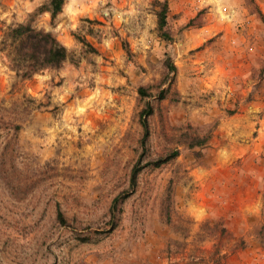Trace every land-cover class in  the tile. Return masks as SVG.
Segmentation results:
<instances>
[{
	"label": "rangeland",
	"instance_id": "374dc122",
	"mask_svg": "<svg viewBox=\"0 0 264 264\" xmlns=\"http://www.w3.org/2000/svg\"><path fill=\"white\" fill-rule=\"evenodd\" d=\"M152 2L64 0V13L50 22L37 10L43 0H0V264H264V147L256 158L216 153L218 123L235 111L233 99L243 105L249 96L235 93L241 86L221 95L189 62L223 32L219 20L211 27L204 19L203 42L195 41L200 30L191 36L213 3L244 5L225 18L264 29L261 11L253 0H166L163 39ZM26 21L71 45L59 69L20 79L1 48L7 27ZM164 55L176 68L178 100L153 104L142 147L138 111L154 103ZM263 70L264 62L258 80ZM229 80L238 83L232 73ZM138 86L153 95L140 98ZM183 130L205 143H178ZM250 138L233 140L246 147ZM171 148V161L140 170L106 231L108 205L127 187L134 161ZM57 210L68 226L57 222Z\"/></svg>",
	"mask_w": 264,
	"mask_h": 264
},
{
	"label": "crops",
	"instance_id": "0c3cea01",
	"mask_svg": "<svg viewBox=\"0 0 264 264\" xmlns=\"http://www.w3.org/2000/svg\"><path fill=\"white\" fill-rule=\"evenodd\" d=\"M253 3L261 11L260 17L264 20V0H253ZM213 5L208 13H205L204 16L201 15L198 19L200 24L191 36L198 35L200 30L201 37L198 36L195 41L198 44L203 42L205 39L202 37L205 33L203 31L208 28V23L203 22L204 19L212 20L211 27L216 26L213 25L216 22L215 19L219 20L223 32L207 46H204L206 54H203V56L206 57L209 54L210 58H202L203 56L199 58L195 54L197 57L195 56L193 60L189 58V62L198 64V70L204 72L200 75V78H207L211 81V84L214 83L215 89L221 95L225 92L226 95H229L235 87L241 86L235 93L249 96L243 105L240 103L234 104L235 100L233 99L231 105H229L235 111L227 119L218 123L216 128V135H218L216 139L218 141L217 155L221 158H238L246 157V155L256 158V155L252 153H259L257 150L260 151V148L264 147V70L262 71L261 80L255 77L256 70L264 62V29L259 27L262 24L259 21V25L249 26L251 23L246 17H239L237 23H234V20L225 18L227 15L232 16L230 12H234L235 16L239 12L241 8H238L235 3H230L228 7L223 4L213 3ZM243 8L247 10L244 5ZM244 9H241V11H244ZM63 13L64 7L57 17ZM250 27H255L256 31L252 33ZM228 43H230V46H228ZM69 45H71L70 40L67 41V45H64L66 50H68ZM187 49H189L187 45L182 47L181 53H184ZM184 58L187 59L188 56L184 54ZM208 66H210L211 74L206 73ZM230 73L237 78V85L233 86L236 81L229 80ZM256 84L260 86L255 88ZM222 86H224L223 90L219 91ZM232 97L234 98V94ZM241 134H251L250 144L246 146L248 148L242 147L233 140L236 135ZM247 151L249 152L247 153ZM262 152L264 153V151Z\"/></svg>",
	"mask_w": 264,
	"mask_h": 264
},
{
	"label": "trees",
	"instance_id": "16d2710c",
	"mask_svg": "<svg viewBox=\"0 0 264 264\" xmlns=\"http://www.w3.org/2000/svg\"><path fill=\"white\" fill-rule=\"evenodd\" d=\"M64 0H43V4L38 11H46L49 16V21H53L57 14L60 13ZM152 5L156 7L155 15L157 17L156 25L158 35L163 39H168V35L163 31L166 14V0H153ZM3 50H6V55L9 59V68L14 72V75L20 79L29 78L34 73H37L45 68L59 69L62 63L68 58V53L61 41L49 30L37 28L29 22H18L7 27L4 35ZM163 73L156 84V93L153 97L154 103L148 100L143 101L142 106L138 111V123L141 127V135L139 138L140 146H144L148 136L147 117L154 109L158 110L159 102L168 95H171V100H178L177 91L173 88L174 75L176 72L175 66L172 64L168 56L164 55L161 61ZM165 84L164 87H161ZM137 94L140 98L152 96L148 86H138ZM188 128V126H187ZM180 140L178 143L187 144L189 147L202 145L206 141V136H198L188 130L180 132ZM177 155V150L171 148L163 154L156 156L153 159H148L143 164L139 159H136L131 165L127 187L115 194L108 205L106 220V231L112 230L116 225L117 215L120 212L122 201L131 193L136 185L137 175L143 167L157 168L163 163L171 161ZM161 214L165 222H170L169 200H163L161 206ZM56 220L60 225L68 226L67 220L62 214L56 211ZM82 241L85 238L78 236Z\"/></svg>",
	"mask_w": 264,
	"mask_h": 264
}]
</instances>
